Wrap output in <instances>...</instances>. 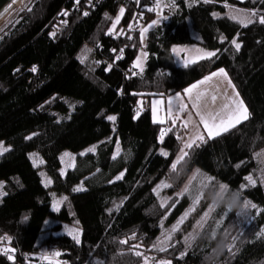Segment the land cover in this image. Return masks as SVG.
<instances>
[{"label": "trees", "instance_id": "obj_1", "mask_svg": "<svg viewBox=\"0 0 264 264\" xmlns=\"http://www.w3.org/2000/svg\"><path fill=\"white\" fill-rule=\"evenodd\" d=\"M223 3L251 11L250 22L225 16ZM163 15L147 35L140 75L132 66L140 28L155 19L154 0H35L0 39V142L9 146L0 155V240L14 251L0 252V264H53L33 258L46 246L59 253L55 264H143L145 257L153 264H264V223L256 220L264 212V0L190 7L176 0ZM192 45L215 55L177 66L172 47ZM85 47L92 69L78 57ZM217 69L248 119L191 144L173 167L186 130L168 120L161 136L167 124L152 122L149 99L179 93ZM64 151L76 158L62 174ZM31 153L43 161L49 186ZM195 167V180L209 177L220 196L197 233L179 232L161 245L164 225L188 205L178 193ZM161 178L168 182L163 204L153 192ZM51 191L66 195L56 213ZM243 204L248 223L237 214ZM49 216L76 225L79 239L55 235L58 224L45 230Z\"/></svg>", "mask_w": 264, "mask_h": 264}, {"label": "rangeland", "instance_id": "obj_2", "mask_svg": "<svg viewBox=\"0 0 264 264\" xmlns=\"http://www.w3.org/2000/svg\"><path fill=\"white\" fill-rule=\"evenodd\" d=\"M34 1L35 0H24L23 5L19 9H16L12 12L7 22H5L0 27V39L3 36L7 35L20 20L19 13L24 10H29L34 4ZM175 1L176 0H154L155 19L147 23L145 26H141L140 28V47L133 62V75H140L144 70L145 60L147 57V55L145 56L144 54H147L146 38L148 33L158 27L162 22L166 21V17L163 15V11L164 9L171 10L172 7L174 8ZM184 1L187 6L190 7L197 0ZM223 5L225 6L224 15L228 18L238 22L242 26H246L250 22L249 18L252 14L251 11L232 6L227 3H223ZM117 17H119L120 20V11L113 18L110 32H114L115 27L117 26ZM233 17H235V19ZM133 27L136 28L137 24L133 23ZM145 29H147V31H144ZM173 49H177L178 51H173ZM171 52L177 66H186L200 59L207 58L204 56V54L210 51L201 49L196 45H192L175 46L172 47ZM78 57L80 58L84 66L92 69V67L94 66V56L90 48L85 47L84 49H82ZM137 58H140V60L142 61V71L141 68L135 67ZM219 70L220 69H217L211 72L210 74L186 87L183 91L172 96L166 98L151 97L149 99V108L151 111L152 122L158 124H167V126L162 128L161 136L169 129V125L171 126L179 124L186 130L185 137L181 142L173 165H175L184 156L187 148L189 147L187 145H191L193 143L201 141L205 137L213 138L217 136L209 135L204 123L202 122L201 117L208 120L209 125H219L221 120L227 121L231 116L238 114L237 108L239 106V102L242 100L227 74H217L215 76L212 75L213 73H219ZM206 77H211V79L205 83H201V81H204ZM193 85H198V87L193 89L192 93L189 94L187 90L192 88ZM201 93L203 95H200ZM198 96L199 99H197ZM213 97H215V99H213ZM243 106L245 107L244 103ZM169 112L171 113L170 115ZM213 117H215V119H213ZM168 120H170L169 125L167 123ZM241 121H243V119H241L240 122ZM236 124L238 123H234V126ZM231 127L233 126H227L228 129H230ZM214 131H216V129H214ZM223 132L225 131L222 128L219 129V134ZM198 137H202V139ZM161 139L162 138H160L159 141ZM0 146H2L0 147V153L4 152L3 149H9V146L4 144L3 142H0ZM89 149H85L81 152V154L86 153ZM160 152L163 153V150L161 149ZM65 153H68V155L65 156ZM29 157L33 165L39 169L44 186H49L51 182H49L48 178L45 176V173L42 169V163L39 162L41 161L40 157L34 153H31ZM260 157L261 161L264 162V152L260 154ZM75 158L76 154H73L71 152L64 151L60 154L62 174H64L67 170L73 169ZM196 171L197 168L195 167L192 173L189 175L184 186L178 193V195L180 196L183 194H187V198L189 201L188 205L184 207L179 214L172 217L171 220L164 225V227L162 228L163 237L160 242L161 245H166L168 241H170L172 237L176 236V234H178L179 232H181L182 234H186L187 232H190L191 234L197 233L200 230L204 219L207 217L208 212H211V207H214V200L220 196L219 191L221 190V187L213 182L209 177H203L201 179L195 180ZM3 185L4 181H1L0 196L3 195ZM167 188L168 182L165 178H161L153 187V192L162 204L165 203L166 200H168V195L166 192ZM76 189H81V187L76 186L73 191H77ZM185 189H187V191H185ZM50 196V210L52 213H56L62 206L66 195L51 191ZM57 201H59L58 205ZM237 214L240 223H248L252 219V217H250V207H248L247 204H243L242 206H240ZM256 220L258 224H263L264 212L259 213L256 216ZM56 224L60 226V230L58 232H55V235H66L75 239L76 241L79 239L80 231L76 225L57 222L56 219L52 216L47 217L44 228L45 230H48L49 227ZM0 252H9L10 256H12L14 253V251L10 250L7 242L2 240H0ZM56 253L57 252H55L52 247L46 246L41 248L36 254H34L35 257L33 258H38L41 262H50L55 264L58 263V257ZM143 264L153 263L148 257H145Z\"/></svg>", "mask_w": 264, "mask_h": 264}, {"label": "snow or ice", "instance_id": "obj_3", "mask_svg": "<svg viewBox=\"0 0 264 264\" xmlns=\"http://www.w3.org/2000/svg\"><path fill=\"white\" fill-rule=\"evenodd\" d=\"M123 12H124V9L123 8L120 9V14L121 15H123ZM64 14L66 15L67 13H64ZM85 15H87V13H85ZM233 18L235 19V17H233ZM118 22H119V17H117V20H116V23H118ZM260 22L264 23V17H261ZM144 31H147V29H145ZM232 43L235 45L236 49L239 50L241 45L239 43H237L235 40H233ZM173 51H178V50L177 49H173ZM144 55L146 56L147 54L145 53ZM214 55H215V52H208V53L204 54L205 57H211V56H214ZM135 67L141 68V71L143 70L142 61L140 60V58H137ZM32 71L35 72L36 68L33 67ZM217 74L226 75V73L224 72L223 69H220L219 73H213L212 75L215 76ZM210 79H211V77H206L204 81H201V83H205V82H207ZM197 87H198V85H193L192 88L187 90L188 93L191 94L193 89H195ZM200 95H203V94L201 93ZM197 99H199V96L197 97ZM213 99H215V97H213ZM225 107H227V106H225ZM237 113H238L237 115L231 116L227 121L221 120L219 125H209L208 120L204 119L203 117H201V119H202V122L204 123L205 128L207 129V131H208L210 136L211 135H219V129L222 128L224 131H227L228 130V128H227L228 125L234 126V123H239L241 119H243V120H247L248 119V115H249L248 114V110H247L246 107L243 106V102L242 101L239 102V106L237 108ZM170 114L171 113L169 112V115ZM108 119L109 120H115L116 118L114 116H109ZM213 119H215V117H213ZM161 122H163V121H161ZM214 129H216V131H214ZM198 138L202 139V137H198ZM187 146L190 147L191 145H187ZM0 147H2V146H0ZM94 150H95L94 148H91L88 151H94ZM3 151H7V149H3ZM0 154H2V153H0ZM67 155H68V153H65V156H67ZM165 155H167V153H165ZM39 162L43 163L42 160L39 161ZM173 167H175V165H173ZM117 179H120V177H117ZM248 179H249L250 182L254 183V181L251 180V177H249ZM76 190H83V189H76ZM185 191H187V189H185ZM58 204H59V201H57V205ZM253 207H255V205H253ZM70 234H71V230H70ZM56 255H59V253H56Z\"/></svg>", "mask_w": 264, "mask_h": 264}, {"label": "water", "instance_id": "obj_4", "mask_svg": "<svg viewBox=\"0 0 264 264\" xmlns=\"http://www.w3.org/2000/svg\"><path fill=\"white\" fill-rule=\"evenodd\" d=\"M22 0H0V24L17 8Z\"/></svg>", "mask_w": 264, "mask_h": 264}, {"label": "bare ground", "instance_id": "obj_5", "mask_svg": "<svg viewBox=\"0 0 264 264\" xmlns=\"http://www.w3.org/2000/svg\"><path fill=\"white\" fill-rule=\"evenodd\" d=\"M23 3H24V0H22L21 2H20V4L17 6V8L16 9H19L22 5H23ZM15 9V10H16ZM12 14V13H11ZM11 14L0 24V27L5 23V22H7V20L9 19V17L11 16Z\"/></svg>", "mask_w": 264, "mask_h": 264}]
</instances>
